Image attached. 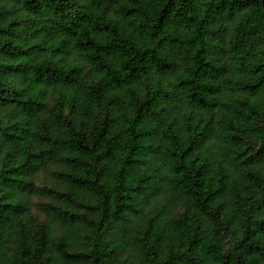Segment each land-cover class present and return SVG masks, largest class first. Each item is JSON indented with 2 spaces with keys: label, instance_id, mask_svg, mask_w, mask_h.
<instances>
[{
  "label": "trees",
  "instance_id": "trees-1",
  "mask_svg": "<svg viewBox=\"0 0 264 264\" xmlns=\"http://www.w3.org/2000/svg\"><path fill=\"white\" fill-rule=\"evenodd\" d=\"M0 264H264V0H0Z\"/></svg>",
  "mask_w": 264,
  "mask_h": 264
}]
</instances>
